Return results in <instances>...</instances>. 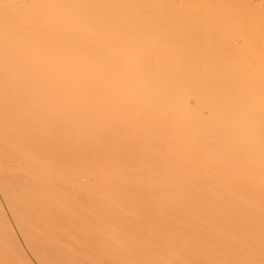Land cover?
Instances as JSON below:
<instances>
[{
  "label": "bare ground",
  "instance_id": "obj_1",
  "mask_svg": "<svg viewBox=\"0 0 264 264\" xmlns=\"http://www.w3.org/2000/svg\"><path fill=\"white\" fill-rule=\"evenodd\" d=\"M0 193V264H264V0H0Z\"/></svg>",
  "mask_w": 264,
  "mask_h": 264
},
{
  "label": "rangeland",
  "instance_id": "obj_2",
  "mask_svg": "<svg viewBox=\"0 0 264 264\" xmlns=\"http://www.w3.org/2000/svg\"><path fill=\"white\" fill-rule=\"evenodd\" d=\"M24 1L26 2L27 0H24ZM25 4H26V3H25ZM24 17H25V16H24ZM25 19H26V18H25ZM25 19H24V20H25ZM166 20H167V18H166ZM166 20H165V21H166ZM167 21H168V20H167ZM170 21H172V19H171ZM173 22H174V21H173ZM173 22H172V23H173ZM23 23H24V22H23ZM164 23H165V22H164ZM168 23H170V22H166L165 25L167 26ZM172 23H170L171 26H172ZM24 24H26V23H24ZM24 24H23V27H25ZM173 24H174V23H173ZM170 25H168V27H169L170 29L167 27L168 29L166 28V30H170V31H171L170 34H173V32H174L175 30L173 29L174 27H172V29H171ZM174 25H175V24H174ZM174 25H173V26H174ZM26 29H27V28H26ZM23 30H24V29H23ZM148 30H149V28H148ZM172 30H174V31L172 32ZM149 31H150V30H149ZM164 31H165V30H164ZM166 32H168V31H166ZM175 32H177V31H175ZM175 32H174V33H175ZM168 33H169V32H168ZM172 37H173V36H172ZM172 39L174 40V38H171V37H170V40H172ZM1 195H2V194L0 193V200H1L0 203H2V204L0 205V207H2V206L4 205V204H3V200H2ZM4 206H5V205H4ZM4 206H3L2 208H3V209H7V208L4 207ZM5 211H6V210H5ZM8 216H9V215H8ZM8 216H7V217H8ZM8 218H9V217H8ZM131 235H134V234H131ZM131 235H128V236L131 237ZM135 235L138 236V237H134V236H133V237H134V240L136 239V241H137V239H138L139 237L144 236V234H142V235H140V234H139V235L135 234ZM145 235H146V234H145ZM148 236H149V235H148ZM150 236H151V234H150ZM154 236H156V235H154ZM129 237H128V238H129ZM144 237H145V236H144ZM144 237L141 238V239H143V240H141V241H145L146 238L144 239ZM159 237H160V236H159ZM162 237H163V236H162ZM116 238H117V237H116ZM116 238H115V239H116ZM128 238H127V241H129V242H124L125 244L123 243V241H126V237H125V238L122 237V240L120 241V236H118L119 243H118L117 241L112 240V239H111V241L109 240V242H107V241H108V239H107L106 241L104 240V241H105L104 244H103V242H102L103 240H102V241H99V242H100L99 244H98L97 242H96V243L93 242L92 245H93V248H97V247L100 248L101 246H102V248H103L104 246H105V248H108L107 246H109L111 249L113 248V251H115V252H116V248H117V247H118V248H117V251H118V249L120 248V246L123 247V249H122V248L119 249V252H120V253L123 252V255L120 254L119 252H116V253H119V255H120L121 258H122V259H120V260H121L120 262H123V261H124L126 264H127V263L131 264L130 261H131V262L133 261V264H134V261H135L136 259H137V260L140 259L139 261H137L138 264H139V263H140V264H154V263H149V262L147 261L146 258L149 257L150 254L154 253V251H156L155 248L153 247V248H154V249H153L154 251L149 250L150 254H148L147 256H145L146 258L143 259L144 257H140V256H142V255H136L135 253H132V252H138V251H140V250H138V251L132 250L133 247H134V244H133V241H131L132 239H131V240H128ZM131 238H132V237H131ZM156 238H158V237L156 236ZM148 239H149V238H148ZM151 239H152L151 241H152V243H153V240L155 239V237H154V238H151ZM166 239H167V238H166ZM116 240H117V239H116ZM139 240H140V239H139ZM141 241H137L138 246H137V244H136L135 246H136V247H139V243H141ZM151 241H148V242H149L150 244H152ZM158 241H159V242H158ZM160 241H161L163 244H161ZM145 242H146V241H145ZM148 242L146 243L147 245L149 244ZM112 243H114V244H112ZM120 243H122V244H120ZM129 243H132V249L130 248V250H128L129 252L132 250V252H130V253H129L127 250H125V249H126L125 245H128ZM142 243L144 244V242H142ZM142 243H141V244H142ZM154 243H155L156 245H158L157 243H160V244H159L160 247L166 245V243L164 242V240H161L160 238H159L158 240L156 239V241H154ZM106 244H107V246H106ZM99 245H100V246H99ZM114 245L116 246V248H115ZM117 245H119V246H117ZM156 245H153V246L157 247ZM159 245H158V246H159ZM111 246H112V247H111ZM128 246H129V245H128ZM143 246H144V245H143ZM149 246H150V245H148V247H149ZM129 247H130V246H129ZM160 247H159V248H160ZM102 248H101V249H102ZM124 248H125V249H124ZM141 248H142V247H141ZM145 248H146V247H145ZM166 248H167V246H166ZM103 249H104V248H103ZM108 249H109V248H108ZM114 249H115V250H114ZM134 249H135V248H134ZM150 249H151V248H150ZM162 249H163V248H162ZM124 250H125L126 253H124ZM143 250H145V249H143ZM160 250H161V249H160ZM160 250H159V251H160ZM157 251H158V250H157ZM159 251H158V253H159ZM143 252H145V251H143ZM149 252H148V253H149ZM140 253H141V252H140ZM132 254H133V256H132ZM134 254H135V256H134ZM142 254H143V253H142ZM145 254H147V253H145ZM145 254H143V255H145ZM125 255H126V256H125ZM129 256H130V257H129ZM151 256H152V255H151ZM155 256H156V255H155ZM157 256H158V254H157ZM124 257H125L126 259H125ZM152 257H153V256H152ZM128 258H132V260L129 259V261H128ZM149 258H150V261H151L152 258H151V257H149ZM149 258H148V259H149ZM156 258H157V257H156ZM156 258L153 257V259H156ZM133 259H134V260H133ZM153 259H152V261H153ZM122 260H123V261H122ZM162 260H163V259H161V261H162ZM155 261H156V260H155ZM157 261L159 262L158 259H157ZM157 261H156V262H157ZM163 261H164V260H163ZM146 262H148V263H146ZM153 262H154V261H153ZM158 262H157V263H158ZM135 263H136V262H135ZM137 263H136V264H137ZM157 263H155V264H157ZM162 263H163V262H162ZM165 263H166V262H164V264H165ZM158 264H161V263L159 262Z\"/></svg>",
  "mask_w": 264,
  "mask_h": 264
}]
</instances>
